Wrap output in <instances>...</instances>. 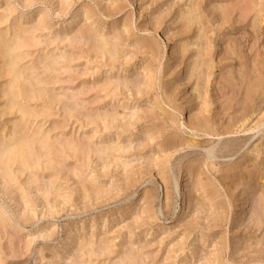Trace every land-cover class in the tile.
I'll list each match as a JSON object with an SVG mask.
<instances>
[{
	"label": "rangeland",
	"instance_id": "374dc122",
	"mask_svg": "<svg viewBox=\"0 0 264 264\" xmlns=\"http://www.w3.org/2000/svg\"><path fill=\"white\" fill-rule=\"evenodd\" d=\"M3 39L0 264H264V0H0Z\"/></svg>",
	"mask_w": 264,
	"mask_h": 264
},
{
	"label": "bare ground",
	"instance_id": "6f19581e",
	"mask_svg": "<svg viewBox=\"0 0 264 264\" xmlns=\"http://www.w3.org/2000/svg\"><path fill=\"white\" fill-rule=\"evenodd\" d=\"M5 44L1 45V49H0V53H1V57L4 56L5 58H7V62L4 60V62H6V71L7 74L11 76V80H10V84H9V88H8V93H6L7 95L10 94V96H12V100L13 101L16 96L18 95V90H16V88H20V84H21V80H22V74L21 72L18 70L17 68V58H16V54L14 53L15 50V46L13 43H11L9 40H5ZM3 53V54H2ZM9 96V95H8ZM13 104V103H12ZM24 138H23V137ZM20 137L22 138H18L15 142L14 148L8 149V150H0L1 152V157H0V165L2 164H14L17 163L18 165L22 166V167H27L28 166V155H29V148H30V144H29V139L27 140V138H25L26 136L21 135ZM15 141V140H14ZM12 141V142H14ZM228 147L225 146L224 148ZM212 148H208L207 152H211ZM183 171H181L180 173H178V177H177V181L180 180L182 178L183 175ZM184 175H187V172L184 173ZM131 197L128 196L126 199H130ZM186 201H183L182 206L185 207L186 206Z\"/></svg>",
	"mask_w": 264,
	"mask_h": 264
}]
</instances>
